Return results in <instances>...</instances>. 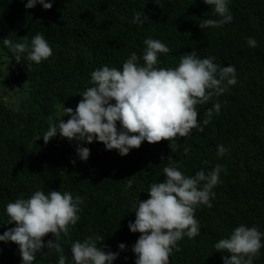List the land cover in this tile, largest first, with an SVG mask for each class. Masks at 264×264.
<instances>
[{
	"label": "trees",
	"instance_id": "obj_1",
	"mask_svg": "<svg viewBox=\"0 0 264 264\" xmlns=\"http://www.w3.org/2000/svg\"><path fill=\"white\" fill-rule=\"evenodd\" d=\"M46 2L53 7L46 10L37 3L26 9L28 0H0V235L17 226L9 223V203L36 191L69 192L83 199L80 219L69 225L68 236L61 233L62 252L45 247L33 264H59L60 255L66 264H75L71 245L97 236L103 237L96 243L106 253L119 252L112 264H136L132 249L142 234L131 232L129 222H135L139 202L150 198V186L166 179L163 169L171 161L184 175L194 176L221 165L211 207L200 204L195 209L199 235L179 240V251L173 249L169 264H224L223 257L231 254L219 252L215 244L241 224L262 233L253 264H264V0H228L232 22L202 32L185 20H196V15L201 21L219 20L218 14L201 12L198 2L205 0ZM134 10L149 19L133 23ZM38 33L52 48V55L40 64L28 61L27 51L19 53L18 63L17 53L3 42L8 38L13 44L26 43L30 51ZM249 37L257 47H249ZM148 38L169 48L167 54L158 53L157 69L178 67L193 50L200 59L215 57L213 62L221 67L235 66L237 83L196 106L203 132L194 128L172 141L145 140L126 156L107 150L98 139L90 144L70 141L59 132L45 144L49 118L53 123L70 119L64 109L75 110L83 92L94 86L91 73L104 66L122 71L133 52L143 65ZM215 103L221 104L220 112H213L204 125ZM117 128L124 130L119 121ZM219 145L227 149L223 156L217 154ZM78 146L90 149L87 161L78 156ZM49 240H55L51 233L43 238L45 245ZM121 243L126 245L123 251ZM0 264H22L20 246L0 241Z\"/></svg>",
	"mask_w": 264,
	"mask_h": 264
},
{
	"label": "clouds",
	"instance_id": "obj_2",
	"mask_svg": "<svg viewBox=\"0 0 264 264\" xmlns=\"http://www.w3.org/2000/svg\"><path fill=\"white\" fill-rule=\"evenodd\" d=\"M37 3L46 10L53 7L46 0H28L25 7L34 8ZM198 7L201 12L221 17L202 21L199 15L196 20L187 18L185 23L191 22L199 32L233 20L228 0H205V3L198 2ZM148 19V15L134 10L133 23L143 24ZM3 42L17 53L15 60L18 63L21 61L19 53L26 51L27 60L36 64L52 55V48L39 33L32 39L30 51L26 43L13 44L8 38ZM247 42L250 48L258 46L252 37ZM144 44L147 47L143 65L133 52L123 64L122 71L108 66L93 71L91 80L94 86L83 92V99L75 110L64 109L70 119L65 122L61 118L58 123H53L49 118L44 143H49L59 132L70 141L90 144L98 139L107 150L117 149L120 155L126 156L130 149L139 148L145 140L154 144L172 141L178 135L186 137L194 128L203 132V127L198 125L196 106L208 103L214 95L224 93L228 86L237 83L235 66L221 67L213 62L215 57L200 59L193 50L182 57L178 67L157 69L158 53L167 54L169 48L152 38L146 39ZM113 100L115 104L111 103ZM220 109V103L209 108L203 124L207 125L213 112L219 114ZM118 121L123 131L118 130ZM184 151L187 153L188 149ZM226 151L223 145H219L217 154L223 156ZM77 154L81 160L87 161L90 149L78 146ZM221 169L222 166L217 165L207 174L201 170L194 176H186L170 161V165L163 169L166 179L150 186V198L139 202L135 222H129L131 232L142 234L132 249L137 256L136 264H169L173 249L179 251V240L185 235L189 238L199 235L195 209L200 204L211 207L210 195H215L212 189L219 182ZM131 183L129 181V187ZM82 203L79 196L74 198L69 192L55 190L47 195L36 191L28 199H17L6 207L9 223L15 222L17 226L0 235V241H11L20 246L22 264H33L37 253L45 247L62 252L61 233L68 236L69 225H75L80 219L78 212ZM49 233L55 240H49L45 245L43 238ZM227 237L215 244L219 252L231 254L223 257L224 264H253V257L262 247V233L256 227L241 224ZM98 240L103 237H90L71 245L75 264H112L118 258L119 252L106 253L104 247H98ZM119 249L125 250L126 245L121 243ZM59 264H66L64 255H60Z\"/></svg>",
	"mask_w": 264,
	"mask_h": 264
},
{
	"label": "rangeland",
	"instance_id": "obj_3",
	"mask_svg": "<svg viewBox=\"0 0 264 264\" xmlns=\"http://www.w3.org/2000/svg\"><path fill=\"white\" fill-rule=\"evenodd\" d=\"M2 92H3L4 94H6V93H7V88L5 87V88L2 90Z\"/></svg>",
	"mask_w": 264,
	"mask_h": 264
}]
</instances>
